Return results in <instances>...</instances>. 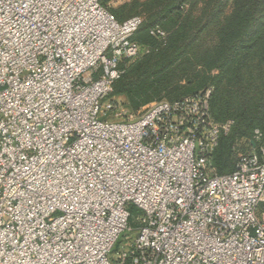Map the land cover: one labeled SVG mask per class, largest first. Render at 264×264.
Listing matches in <instances>:
<instances>
[{"label": "built area", "instance_id": "built-area-1", "mask_svg": "<svg viewBox=\"0 0 264 264\" xmlns=\"http://www.w3.org/2000/svg\"><path fill=\"white\" fill-rule=\"evenodd\" d=\"M143 21L101 0H0V264H264L261 130L219 174L233 120L212 116L213 87L117 119Z\"/></svg>", "mask_w": 264, "mask_h": 264}, {"label": "trees", "instance_id": "trees-1", "mask_svg": "<svg viewBox=\"0 0 264 264\" xmlns=\"http://www.w3.org/2000/svg\"><path fill=\"white\" fill-rule=\"evenodd\" d=\"M109 1L101 3L106 7ZM129 5L134 9L129 14L115 12L119 21L144 17L133 36L141 51L121 61L122 74L110 96L126 94L138 109L163 91L174 101L213 87L212 116L233 125L221 135L212 161L219 174L231 173L239 150L254 146L255 130L264 133V0H132ZM158 25L167 32L163 38L151 33ZM131 211L136 226L140 210L131 206Z\"/></svg>", "mask_w": 264, "mask_h": 264}, {"label": "rangeland", "instance_id": "rangeland-1", "mask_svg": "<svg viewBox=\"0 0 264 264\" xmlns=\"http://www.w3.org/2000/svg\"><path fill=\"white\" fill-rule=\"evenodd\" d=\"M131 1L132 0H110L106 7L114 14L116 18H118L115 11H119L122 15L129 14L130 11H134L131 5H129ZM111 97L117 101L120 110L122 109V115L117 117V119L128 118L130 115L138 116L145 110L150 108L155 102L161 99L164 100L168 98L167 93L163 91L161 97L154 98L153 100L141 105L138 109H135L132 107L131 98H129V96H127L126 94H113V96ZM122 239L124 240V236L122 237ZM120 246L121 244L119 243L116 246V249H120Z\"/></svg>", "mask_w": 264, "mask_h": 264}]
</instances>
